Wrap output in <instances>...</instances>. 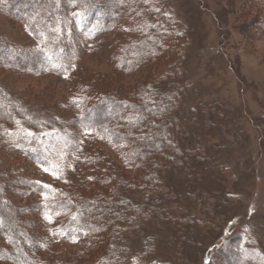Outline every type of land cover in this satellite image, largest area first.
I'll return each instance as SVG.
<instances>
[{
  "label": "rangeland",
  "instance_id": "374dc122",
  "mask_svg": "<svg viewBox=\"0 0 264 264\" xmlns=\"http://www.w3.org/2000/svg\"><path fill=\"white\" fill-rule=\"evenodd\" d=\"M92 3L104 5L105 1ZM119 3L126 5L124 11L115 8L113 17L103 22L96 15L89 23L90 31H76V45L83 49L65 79L54 73L0 67V101L10 103L16 120L13 129L24 128L43 137L56 133L52 141H42L51 154L44 166L21 153L22 148L37 146L16 140L0 143V187L5 183L0 189V216L34 236L46 233L53 243L50 262L96 260L97 254L87 252L77 257L78 251L90 248L87 237L78 242L57 240L53 229H41L45 211L34 212V203L48 199L47 192L53 188L80 195V180L72 177L74 172L70 174L74 158L90 152L88 156H98L99 165L123 162L119 153L125 145L114 147L107 138L98 139L74 123L88 106L80 103L79 93L88 95L93 85L111 106L112 102L130 106L139 101L153 109L150 98L167 105L165 115L171 114L184 152V165L166 168L152 178L155 199L145 200L142 193L135 198L136 219L126 234L125 258L120 263L264 264V0ZM0 36L11 41L15 51L38 45L22 23L1 14ZM67 51L72 54L71 49ZM140 51L148 54L141 64ZM64 54L55 55L62 64ZM11 56L8 60L14 63L23 60ZM44 56H40V68L47 66ZM157 87L168 90L156 97ZM151 116L146 115L147 121ZM115 122L103 127L112 130ZM161 123L165 124L163 119ZM64 131L77 132L76 148H69L63 137L57 139ZM170 137L157 138L163 144L160 152L170 151ZM88 141L98 150L91 149ZM88 166L85 177L101 181L94 165ZM129 172L130 168L125 171ZM34 182L45 190L39 193ZM106 182L109 191L115 183L112 177ZM5 197L10 206H5ZM111 211H92L93 229L88 235L104 230L103 221L108 214L111 217ZM21 241L23 251L36 257V251ZM6 245L1 238L0 247ZM8 251L15 253L11 246Z\"/></svg>",
  "mask_w": 264,
  "mask_h": 264
},
{
  "label": "trees",
  "instance_id": "16d2710c",
  "mask_svg": "<svg viewBox=\"0 0 264 264\" xmlns=\"http://www.w3.org/2000/svg\"><path fill=\"white\" fill-rule=\"evenodd\" d=\"M104 1V5H98L92 3V0H0V14L22 23L26 31L38 43L36 47L32 46L31 49H23V51L20 49L17 51L16 49L15 51L11 41L0 36V67L9 66L19 70L30 69L31 73L36 74L54 73V75H60L62 79H65L69 73L74 71L76 62L83 49L81 45H76L78 43L75 39L77 38L76 31L81 34L90 31L89 23L96 15L103 22L113 17L115 8L120 11L126 9V5L120 4L119 0ZM70 49L72 54L69 52ZM66 51L69 53H66ZM12 52L14 55H12ZM59 53H65L63 56L64 64L60 63L57 56H55ZM43 54L45 55L44 61L48 62L47 66L40 68L38 64L41 61L40 56H43ZM9 55H12L11 58L13 57L16 60H23L14 63L8 60ZM137 56L141 64L148 57V54L140 51ZM53 58L58 62H55ZM26 63L30 65V68L27 67ZM89 89L90 92L87 91L88 95L84 96L83 93L82 95L79 93L80 96L78 97H81L80 103H85L88 106L86 111L80 110L81 113L83 112L80 116L81 118L78 117L74 120V123L80 125L82 130L92 131L93 135L98 139L107 138L114 147H123L125 145L126 149L119 153L123 162L119 165L113 161L112 164L110 161H102V164L99 165L98 156H88L90 152L85 153L81 158H74V166L70 174L74 172L75 175L73 174L72 177L76 179L78 177L80 180L77 188L80 195L76 196L74 192L64 193L58 188H53L50 192H47L50 195L48 199L40 200L36 195L38 197H36L37 200L40 201L39 203H34L36 204L34 212L41 213L43 210L45 211L41 216L42 220H44V223L41 224V229H53L52 235L57 240H75L78 242L82 237L88 238L86 242L90 248H87V251H78L77 257L80 258L82 254L87 252V255L91 253L92 256L95 254L98 256L95 258L96 260L89 264H121L120 261L125 258L123 253L125 237L130 230L129 227L136 219L135 212L132 211L135 208L133 206L135 198L142 193L145 200L155 199L157 190L155 184L152 185V178L156 179L166 168L170 169L174 166L180 167L184 165L185 162L182 160L184 152H182L183 149L179 139L175 136L176 132L171 123V114L165 115V111L168 108L167 105H160L159 102L157 103L158 100L150 98L149 100L152 102L150 104L154 106L153 109L147 105H142L139 101L133 102L130 106H124L122 103L115 105L112 102L111 106L108 101H104V97L100 98L98 91L94 90L95 87L93 85ZM163 90L167 92L168 89L157 87L154 96L157 97L164 93L162 92ZM160 97L162 96L160 95ZM161 100L162 98L159 99V101ZM171 104L172 99L169 105ZM9 105L10 103L7 104L4 101H0L1 145L10 144V140H16V142L26 145H35L37 148H22L21 153L29 156L36 164L48 165L51 154L47 152L42 141L45 139L49 142L52 141L56 133H50L43 137L36 133L24 132V128L13 129L15 128L16 120L14 119V114L10 112ZM156 107H159L160 110ZM128 111L132 113H128ZM148 113H151L152 116L147 121L146 115ZM161 119H163L165 124L161 123ZM113 121L116 122L115 126L112 124V130H110L111 128L103 127ZM3 128L7 129L6 133L2 131ZM59 133L58 140L61 141L63 137L66 139V141L63 140L64 143L69 148H76L78 143L77 132L72 131L68 134V132L64 131ZM168 135H171L170 140L168 139L171 149L170 151L160 152L159 150L162 149L163 144L162 140L159 142L157 138L163 139L166 136L168 137ZM88 142L91 145V149L98 150L97 147L92 146L93 141ZM162 159L164 160L163 162ZM91 164L94 165L93 169L100 175L101 181L97 180L96 182L92 180V177H85L84 171ZM129 168L134 173L133 175L131 172L125 173ZM111 177L112 183H115V185L112 186V189L110 188L109 191H106V181H111ZM87 182L90 185H96L88 187ZM34 186L38 188L37 191L39 193L45 190L42 188L43 185L39 186L35 182ZM69 186L72 189L76 187H73V185ZM84 190L86 192L82 195L81 192ZM131 196H133L134 200ZM84 198L86 199L85 202ZM5 204V206H10L6 197ZM111 209V217L108 214L103 221L104 230L98 228L96 234L88 235L91 234L93 229L91 226L92 211L105 213ZM46 218L49 221L45 220ZM8 223V221L4 222V218L0 216V239H6L7 244V247H0V264H79L76 258H73L72 263L66 261L65 263L50 262L53 243H49L46 233L44 234L41 231V236H36L39 235L37 233L34 236L33 233L21 230L18 225L17 227L12 226L13 222ZM110 224H112V230ZM17 237H19L18 241ZM19 240H22L21 242L25 243L26 247L31 251H36V257L31 258L23 251ZM10 246L15 250L14 254H10L8 251ZM39 252L41 255L38 254Z\"/></svg>",
  "mask_w": 264,
  "mask_h": 264
}]
</instances>
